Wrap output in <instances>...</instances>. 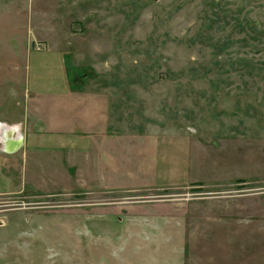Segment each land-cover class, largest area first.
<instances>
[{"label":"rangeland","instance_id":"rangeland-1","mask_svg":"<svg viewBox=\"0 0 264 264\" xmlns=\"http://www.w3.org/2000/svg\"><path fill=\"white\" fill-rule=\"evenodd\" d=\"M55 58L107 135L49 188L0 176V264H264V0H0V122Z\"/></svg>","mask_w":264,"mask_h":264},{"label":"crops","instance_id":"crops-1","mask_svg":"<svg viewBox=\"0 0 264 264\" xmlns=\"http://www.w3.org/2000/svg\"><path fill=\"white\" fill-rule=\"evenodd\" d=\"M60 61H62L61 58L54 59L55 68L52 70H55V77L47 81L48 86L45 91L27 90L28 102L23 115L19 119L10 120V123L0 122L2 124L0 128V176L4 177L6 172L12 169L16 171L21 176L20 190H25V187L31 185L37 189L55 185L57 174H62L65 166L70 169L74 166L88 167L96 136L104 138L107 135V132L101 129L104 127L103 124L107 123V119L103 118L102 112L99 111L104 105L103 99L91 92L79 91V88L63 87L61 84L65 76L61 72ZM33 96H37L36 98L50 97L59 104L65 102L68 107L71 106L72 112L78 111L81 120L77 118L79 121L67 122L56 118L47 120L32 116L27 106ZM32 112L37 114L36 109ZM5 139L12 141L9 148L5 147ZM11 160L15 163L7 165L8 161L13 162ZM113 162L114 160H111V164ZM111 168L114 169V165ZM41 183L43 186H40ZM206 205L213 206L214 204ZM186 229L177 232V237L185 238L188 232ZM164 233L167 235V231L160 228L155 236L161 238ZM240 234L223 231V235L214 233V238L222 239L233 237V235L240 236ZM190 236H193V233ZM193 237L207 236L203 233L199 236V233L195 232Z\"/></svg>","mask_w":264,"mask_h":264},{"label":"bare ground","instance_id":"bare-ground-1","mask_svg":"<svg viewBox=\"0 0 264 264\" xmlns=\"http://www.w3.org/2000/svg\"><path fill=\"white\" fill-rule=\"evenodd\" d=\"M11 123H12V122H11ZM12 135H13V134H12ZM13 138H14V137H13ZM13 138H12V139H13ZM5 140H6V141H5ZM5 140H4V141H5V142H4V143H5V147H6V148H9V147L12 145V144H11L12 141H11V139H8V140L5 139ZM14 150H16V149H14ZM4 151H5V150H4ZM7 152H9V151H7Z\"/></svg>","mask_w":264,"mask_h":264},{"label":"built area","instance_id":"built-area-1","mask_svg":"<svg viewBox=\"0 0 264 264\" xmlns=\"http://www.w3.org/2000/svg\"><path fill=\"white\" fill-rule=\"evenodd\" d=\"M2 124H0V128H1Z\"/></svg>","mask_w":264,"mask_h":264},{"label":"water","instance_id":"water-1","mask_svg":"<svg viewBox=\"0 0 264 264\" xmlns=\"http://www.w3.org/2000/svg\"><path fill=\"white\" fill-rule=\"evenodd\" d=\"M17 144H19V143H17ZM13 151V150H12Z\"/></svg>","mask_w":264,"mask_h":264}]
</instances>
